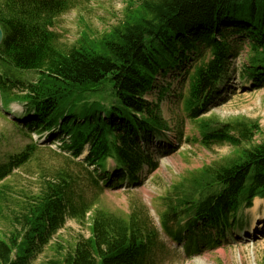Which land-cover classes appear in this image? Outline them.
Wrapping results in <instances>:
<instances>
[{
	"label": "trees",
	"instance_id": "obj_1",
	"mask_svg": "<svg viewBox=\"0 0 264 264\" xmlns=\"http://www.w3.org/2000/svg\"><path fill=\"white\" fill-rule=\"evenodd\" d=\"M72 1L0 0L2 105L7 110L17 101L21 118L15 124L28 136H68L61 139L62 164L38 176L24 212L11 211L12 229L0 238V264H33L67 220L82 223L87 213L90 236L60 264H160L161 233L183 242L186 255L220 245L243 227V209L264 199V140L253 142L257 121L200 122L205 148L225 142L233 150L172 183L161 198L157 226L142 204H130L126 214L94 206L106 187L138 185L143 169L158 167L151 141L171 142L160 108L170 84L158 86L159 78L191 68L182 104L190 119L210 109L235 69L233 59L245 49L239 76L264 86V0H142L101 37L89 43L83 36L64 50L53 23ZM31 71L38 73L34 81L27 77ZM154 87L155 100L145 98ZM108 90L107 105L90 99ZM40 148L31 141L0 161V182L37 158ZM176 149L169 144L156 152Z\"/></svg>",
	"mask_w": 264,
	"mask_h": 264
},
{
	"label": "rangeland",
	"instance_id": "obj_2",
	"mask_svg": "<svg viewBox=\"0 0 264 264\" xmlns=\"http://www.w3.org/2000/svg\"><path fill=\"white\" fill-rule=\"evenodd\" d=\"M142 0H73L71 7L54 19L53 30L59 34L58 45L67 49L75 42L81 43L85 36L91 43L101 37L109 28L118 24L129 10H134ZM245 49L240 57L233 59V69L218 94L209 106V110L190 119L183 111V98L187 88V75L191 68L186 65L181 75L173 78L167 75L159 78L157 85L163 84L170 89L160 101L161 113L170 129L164 135L171 141L156 138L149 143L154 149V158L159 163L153 170L143 169L140 184H120L118 187H106L99 194L94 208L116 211L126 214L130 204L146 206L155 224L158 213L163 209L164 198L171 184L177 182L188 171H192L229 155L233 148L225 142H214L211 149L201 142L199 124L202 120L214 118L229 122L235 118L257 121L259 130L253 136V142L264 140V86L254 87L248 80L239 76L241 63L246 55ZM187 69V70H186ZM29 80H36L38 73L27 72ZM166 84V85H165ZM158 87H154L145 98L155 100ZM91 100L107 105L111 100L110 91L91 94ZM1 106V104H0ZM17 101L7 105V111L0 107V160L5 161L11 154L19 152L29 137L21 131L15 116L20 114ZM10 112V113H8ZM34 136V135H32ZM35 137V136H34ZM33 137V138H34ZM37 138V137H36ZM54 143H41L37 158L13 171L0 182V238H6L12 229L11 211L26 210L38 187V176L47 169L59 167L66 153L56 149ZM174 145L177 149L171 154L157 153L161 146ZM112 168V160L107 161ZM264 212V199L255 198L250 207L242 211L243 227L239 225L220 245L203 248L199 253L186 255L183 242H172L161 233L164 247L160 253V264H264V219L253 218L254 213ZM92 213H87L82 223L67 220L64 226L52 237L50 242L32 260L33 264H60L63 257L76 243L91 234ZM251 225V226H250ZM251 229V230H250ZM167 244V245H165Z\"/></svg>",
	"mask_w": 264,
	"mask_h": 264
},
{
	"label": "bare ground",
	"instance_id": "obj_3",
	"mask_svg": "<svg viewBox=\"0 0 264 264\" xmlns=\"http://www.w3.org/2000/svg\"><path fill=\"white\" fill-rule=\"evenodd\" d=\"M254 217V219L255 218H258V219H264V212L263 213H254V215H253ZM251 226V225H250ZM251 230V229H250Z\"/></svg>",
	"mask_w": 264,
	"mask_h": 264
},
{
	"label": "water",
	"instance_id": "obj_4",
	"mask_svg": "<svg viewBox=\"0 0 264 264\" xmlns=\"http://www.w3.org/2000/svg\"><path fill=\"white\" fill-rule=\"evenodd\" d=\"M2 36H3V33H2L1 28H0V43H1V40H2Z\"/></svg>",
	"mask_w": 264,
	"mask_h": 264
}]
</instances>
